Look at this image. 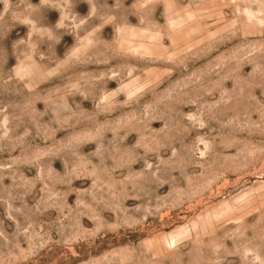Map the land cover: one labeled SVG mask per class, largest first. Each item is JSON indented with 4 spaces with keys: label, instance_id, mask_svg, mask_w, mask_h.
<instances>
[{
    "label": "rangeland",
    "instance_id": "rangeland-1",
    "mask_svg": "<svg viewBox=\"0 0 264 264\" xmlns=\"http://www.w3.org/2000/svg\"><path fill=\"white\" fill-rule=\"evenodd\" d=\"M0 264H264V0H0Z\"/></svg>",
    "mask_w": 264,
    "mask_h": 264
}]
</instances>
